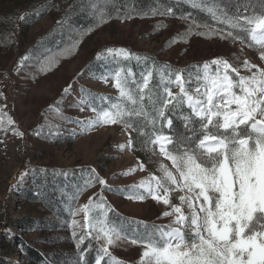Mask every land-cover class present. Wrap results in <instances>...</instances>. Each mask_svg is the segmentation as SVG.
<instances>
[{
    "label": "rangeland",
    "instance_id": "1",
    "mask_svg": "<svg viewBox=\"0 0 264 264\" xmlns=\"http://www.w3.org/2000/svg\"><path fill=\"white\" fill-rule=\"evenodd\" d=\"M170 6L134 0H0V109L14 121L0 127V264H77L81 249L87 250L86 264H95L103 240L88 236L77 248L79 234L86 232L84 212L78 211L84 205L97 221L124 229L108 246L115 261L106 256L101 264H138L143 246L131 239L145 226L167 227L174 220V214L163 216L171 212L169 206L139 186L162 177V166L175 171L151 142L148 119L130 118L142 131L97 121L99 112L122 103L116 73L135 89L133 81L142 83L141 73L152 70V84H167L178 94L168 80L179 72L191 81L185 87L193 93L203 90V65L215 69L212 59L227 60L242 76L251 74L245 60L257 67L264 61L249 36L246 42L221 38L227 34L176 18ZM109 48L133 55L118 57ZM145 111L149 118L154 115L152 107ZM162 131L171 134L168 128ZM183 194L170 193L171 204L179 205Z\"/></svg>",
    "mask_w": 264,
    "mask_h": 264
},
{
    "label": "snow or ice",
    "instance_id": "2",
    "mask_svg": "<svg viewBox=\"0 0 264 264\" xmlns=\"http://www.w3.org/2000/svg\"><path fill=\"white\" fill-rule=\"evenodd\" d=\"M186 2L193 8L203 6L213 11L204 0ZM213 18L237 30L235 34L229 30L227 37L221 38H240L243 42L239 33H246L259 45V57L264 61V0H237V10L232 16L224 14L220 19L213 12ZM100 19L103 20V14ZM107 52L125 59L133 55L124 49L109 48ZM210 63L215 69L208 63L203 65V90L197 87L193 93L185 87L191 81H186L179 72L174 80L170 74L168 80L180 89L178 94L167 84H152V70L141 73L142 83L133 81L135 89L117 72L114 86L122 103L113 104L111 110L97 115L98 122L123 123L133 131L142 129L130 118L148 119L153 126L151 135L155 137L151 142L159 146L160 153L175 170L162 166V177L153 176L150 182L139 185L154 201L169 206L171 212L165 211L163 216L174 214V220L167 227L153 225L148 230L145 226L144 233L131 239L133 245L143 246L138 264H264V67L245 60L243 67L251 74L242 76L225 59L215 58ZM231 73L236 74L235 79ZM128 75H132L131 71ZM161 88L163 93H158ZM146 96L154 112L150 118L144 106ZM185 105L190 109V113L180 115L185 131L176 132L173 117ZM13 124L11 116L0 109V127ZM164 128L171 134H165ZM13 131L23 136L16 129ZM128 143L131 145L132 140ZM95 179L102 187L106 184L103 178ZM172 192L185 193L178 195L179 205L171 204ZM135 198L144 200L145 195ZM78 211L84 212L86 232L79 234L77 248L88 236L98 242L103 240L95 264H101L106 256L115 261L108 246L114 239H121L124 229L97 221L90 216L89 205ZM72 226H77L75 220ZM76 235L74 231L73 236ZM86 251L81 249L77 264L81 261L86 264Z\"/></svg>",
    "mask_w": 264,
    "mask_h": 264
},
{
    "label": "trees",
    "instance_id": "3",
    "mask_svg": "<svg viewBox=\"0 0 264 264\" xmlns=\"http://www.w3.org/2000/svg\"><path fill=\"white\" fill-rule=\"evenodd\" d=\"M137 4H147L154 1H159L164 4H170V8L176 13V18L179 19H188L193 21L198 25H204L205 27L218 28L220 31L227 34V31L231 30L236 33L237 30L229 29L227 24H221L217 19L213 18V12L220 19L224 18V14L232 16L237 10V0H204L207 3L208 8H212V12L208 11L205 7L193 8L192 5L186 0H134ZM198 3H201L202 0H197ZM241 11L243 9L241 8ZM226 25V28H224ZM222 28V29H221ZM239 36L242 37L243 42L248 40V35L246 33H239ZM237 40L242 41L240 38ZM146 110L150 109V104L146 101L144 102ZM190 113L189 110L184 106L180 113L177 116L173 117L174 120V130L176 132H184L183 121L180 119V115ZM159 126V125H157ZM165 129V128H164Z\"/></svg>",
    "mask_w": 264,
    "mask_h": 264
}]
</instances>
